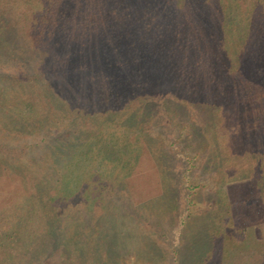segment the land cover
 <instances>
[{"label": "trees", "instance_id": "obj_1", "mask_svg": "<svg viewBox=\"0 0 264 264\" xmlns=\"http://www.w3.org/2000/svg\"><path fill=\"white\" fill-rule=\"evenodd\" d=\"M140 7L146 15L132 17ZM163 12L170 17L168 22L163 21ZM140 41L146 43L139 45ZM249 42L250 55L264 61V0H0V264H125V256L117 252L120 243L141 244L159 259V245L150 239H129L140 230L135 219L107 201L111 192L104 193L126 188L137 163L128 156L134 150L127 127L138 125L134 99L145 100L149 93L164 89L163 77L151 76L155 71L146 61L150 56L175 59L178 93L174 103H165L170 111L188 110L194 104L186 97H198L204 89L216 90L225 99L230 94L238 104L253 89L264 90L259 80L264 65L257 70L258 79L256 74L253 80L241 74L246 70L242 53ZM144 46L158 51L150 53ZM239 75L247 80L242 82ZM226 104L221 106L225 116L220 121L228 133L244 115L236 110L235 121L225 111ZM218 112L207 114L208 132L183 120L175 126L176 137L190 127L188 147L195 154L174 146V154L186 165L180 183L192 182L186 172L209 147L203 134L219 128ZM90 120L98 129H84ZM109 132L112 135L107 136ZM51 133L47 143L45 137ZM39 135L46 145L35 157L28 158V151L40 142L14 143L15 147L9 143L11 138ZM106 136L120 140V149ZM153 141L150 133L138 132L136 147L143 143L150 150ZM95 151L99 155L90 158ZM120 151L127 154L125 159ZM111 161L119 163L115 172H126H107L106 163ZM157 162L165 177V160ZM161 184V194L143 204L165 201L170 193L164 179ZM179 202L180 194L173 199L174 208ZM178 220L175 215L172 224L178 225ZM213 225L208 218L201 228ZM192 244L205 251L215 244L221 264L226 250L222 241L194 233Z\"/></svg>", "mask_w": 264, "mask_h": 264}, {"label": "rangeland", "instance_id": "obj_2", "mask_svg": "<svg viewBox=\"0 0 264 264\" xmlns=\"http://www.w3.org/2000/svg\"><path fill=\"white\" fill-rule=\"evenodd\" d=\"M144 7L139 8L141 12L137 9L139 15L136 16V11V14H131V16L137 17V19L144 17L146 15L143 11ZM159 11L165 10L160 9ZM162 17H164L163 21L165 22L170 19L167 13L164 12ZM145 43L140 41L139 45ZM183 43L184 39L179 43V48ZM251 44L252 42H249L248 47L243 50L242 55H244L243 61L246 70L241 74L253 80L251 76H255V74L254 78L258 79L257 70L261 65H264V61L258 55L256 57L250 55L249 46ZM152 49L158 51L153 46H144L143 48V50L154 53ZM150 57L146 61V65L150 70L155 71L151 76L159 73L160 77H163L161 87L164 89L156 93H149L144 98L145 100L134 99L133 108L139 106V109L136 110L138 125L127 127L132 139L130 148L134 150L128 156H131L133 160L137 159V163L129 172L126 188H123L124 185H122L117 191H105L104 193L113 192L110 193L107 201H114L118 205L121 214L124 216L129 214L131 215L130 218L135 219V224L140 230L139 233H131L129 239L140 242L150 239L152 244L159 245L160 257L154 259L141 247V244L126 247L120 243L117 252L125 256V264H179L177 258L180 259L181 264H220L217 261L218 256L214 254L216 253L214 250L216 248L215 244L206 248V251L202 248L198 249L199 247L194 244L191 245L192 234L196 233L207 236L213 241L217 240L218 243L223 242V247L226 246V250L222 256L223 258L221 257V264H263L264 90L253 89V94L247 95L243 99L242 103L245 102L244 104H246L243 107L240 101L238 104L234 103L232 96L229 97L230 94H228L226 100L218 91L213 90L208 93L204 89L198 97L188 95L186 99L194 105L187 107L188 110H183L178 114L170 111L165 105L167 100L174 103L176 100L173 96L178 93V88L175 87L177 73L174 64L175 59L170 61L166 55L159 56V58L150 59ZM162 63L164 66L158 65ZM246 77L242 79L240 75L237 76L242 82L247 80ZM259 80L264 82V77ZM247 102L250 103L247 104ZM224 104L227 108L225 111H230L231 115L235 116L238 109L244 115L239 117V123L236 122L237 124L230 125L228 133L224 131L225 128L222 127L223 124L220 121L225 116L221 107ZM220 110L223 112H218ZM216 112H218L216 117L220 121V126L218 129L210 131L213 134H203L206 141L210 143L209 147L200 152L198 157L200 162L195 164L190 173L186 172L192 182L185 184L181 180L182 183H180L178 179L182 177V172H185L186 165L178 155L174 154L173 151L176 149L174 146L181 145L184 149L188 148L187 153H191L193 156L195 154L188 147L190 142L188 140L192 138L190 137L192 133L190 127H186L184 130L182 128L180 136L176 137L177 129L175 126L183 120L186 123L195 124L197 130L208 132L210 125L206 120V116ZM234 119L236 121V116ZM91 121L86 124L84 129H89V127L92 130L98 129L95 128L98 125ZM92 124H94V127ZM139 125L141 126L140 130L138 129ZM226 127L228 128V126ZM141 131L152 135L154 141L150 150L154 151L148 150L146 144L139 142L141 148L137 149L138 132ZM112 133L115 132L112 131ZM43 135L19 139L10 137L11 141L9 143L13 146L14 143L16 145L29 143L37 146L40 142L39 146L28 151V158L35 157L36 153H39L37 149L46 145L41 141ZM110 135H112L110 132L107 133V136ZM118 135L120 134L116 136ZM51 136H54V133L45 137L47 143L52 138ZM107 136L108 141L112 145H116L114 148L120 149L121 141ZM175 138L178 139L175 140ZM31 150L34 151L31 152ZM97 155L99 153L95 151L89 157H96ZM126 155L125 151H120L122 159H125ZM160 159H164L165 164L168 166L167 170L164 168L166 178L161 175L160 162H157ZM111 162L106 163L107 172L113 171L111 174L115 175L126 172L122 169H116L115 172L113 170L114 166L119 163ZM163 179L170 193L169 196L165 198V201L159 202L158 200L152 205L143 204V201L151 196L161 194V187L163 186L161 180ZM178 193L180 194L179 208H174L172 202L175 197H179ZM188 195H190L189 198H187ZM186 210H188V214L192 215L190 219L187 217ZM175 215L179 217V222L178 225L174 226L172 222ZM183 218L186 219V223L181 224ZM208 218L213 220L215 225L210 229L201 228ZM177 231H181L182 234H178ZM145 252L146 255H142Z\"/></svg>", "mask_w": 264, "mask_h": 264}]
</instances>
